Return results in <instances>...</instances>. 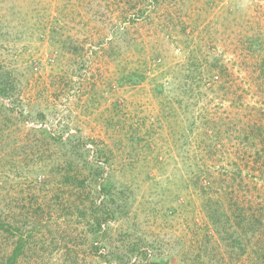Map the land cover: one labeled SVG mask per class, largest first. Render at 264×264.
Returning a JSON list of instances; mask_svg holds the SVG:
<instances>
[{
	"label": "rangeland",
	"instance_id": "obj_1",
	"mask_svg": "<svg viewBox=\"0 0 264 264\" xmlns=\"http://www.w3.org/2000/svg\"><path fill=\"white\" fill-rule=\"evenodd\" d=\"M20 243L264 264V0H0V264Z\"/></svg>",
	"mask_w": 264,
	"mask_h": 264
},
{
	"label": "trees",
	"instance_id": "obj_2",
	"mask_svg": "<svg viewBox=\"0 0 264 264\" xmlns=\"http://www.w3.org/2000/svg\"><path fill=\"white\" fill-rule=\"evenodd\" d=\"M6 87L7 85L5 86V89ZM97 225H100V223L98 222ZM23 248H24L23 243H20L19 246H17V248L15 249L14 255L8 259V264H10L9 262H11L12 264L13 262H15V260H17V257L21 254ZM5 264H7V262Z\"/></svg>",
	"mask_w": 264,
	"mask_h": 264
}]
</instances>
